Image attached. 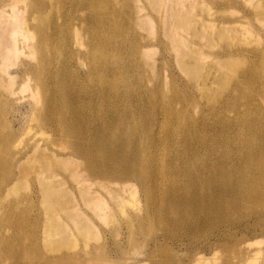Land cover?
Instances as JSON below:
<instances>
[{
    "label": "bare ground",
    "instance_id": "bare-ground-1",
    "mask_svg": "<svg viewBox=\"0 0 264 264\" xmlns=\"http://www.w3.org/2000/svg\"><path fill=\"white\" fill-rule=\"evenodd\" d=\"M185 1L53 0L55 17L47 26L42 22L36 44H32L34 34L25 26L24 7L20 6L25 0L0 3V83L11 95L31 91L32 98L45 97L46 104L35 115L39 116L40 125L59 134L67 130L72 135L68 144L71 152L54 150L45 141L32 144L25 152L15 151L9 130L8 137L1 133L5 124L0 120V173L5 170L6 178L0 199L18 186L30 164H38L35 167L40 175L41 170L59 162L78 183H83L85 177L92 178L94 189L84 187L81 198L103 222L110 217L109 204L95 193L105 191L115 198L116 207L125 212V204L134 206L136 202L133 188L127 186L131 179L141 184L148 199L161 196L156 212L166 209L173 194L178 196L176 213H194L200 219L216 218L222 210L232 208L234 203L220 198L224 194L227 200L241 196L242 202L252 207L264 204V113L259 110L258 99L264 98L251 92L242 98L243 102L235 101L238 96L233 90L243 87L241 79L231 72L235 56L220 60L224 72L218 79L219 89L214 98L207 99L210 105L198 114L185 93L175 86L166 89L159 73L154 75L153 52L144 45L143 35L156 33L151 16L145 12L148 5L161 15L164 32L182 70L196 79L206 64L204 52L196 51L187 38L183 39L182 31L194 35L196 30L191 10L188 13L182 10ZM209 26L205 27L211 30L214 23L210 21ZM226 30L242 31L241 27ZM85 35L89 37L88 43L84 42ZM52 37L57 39L60 50L55 58L49 59L46 53L49 46L45 43ZM83 44L86 50L81 49ZM33 47L38 55L31 68L22 62L21 56L33 53ZM83 58L88 70L86 77L81 76L78 68ZM29 78L39 80L43 88L37 86L38 91L30 87ZM226 104L240 108L239 112L232 115L222 110ZM81 105L84 111L80 116L76 111L82 109ZM34 107L32 103L31 108ZM57 113L69 120L66 129L62 122L54 120ZM78 118L92 126L90 133L77 130ZM134 146L140 147L135 151ZM204 149L210 151V156L196 171L187 169L185 160L196 163L200 150ZM81 163L83 171L78 170ZM191 175L192 181L207 185L190 189L181 183ZM114 182L120 186L114 187ZM45 187L49 209L72 211L77 205L67 192H58L50 184ZM122 191L129 193L126 201L120 196ZM207 196L208 208L203 201ZM155 203L156 199L148 204L154 207ZM252 214L244 222L219 224L199 245H193L191 251L198 250L193 264H213V257L222 250L246 248L247 255H260L262 249L251 247L261 243L254 240L259 237L256 232L261 219L257 213ZM78 217L80 213L69 216L70 221L54 223L52 231L62 232L72 240L73 224L83 238L97 236L92 222ZM153 242L158 246L161 239L155 238ZM13 245L0 235V255ZM208 252L213 253L211 258L199 254Z\"/></svg>",
    "mask_w": 264,
    "mask_h": 264
},
{
    "label": "rangeland",
    "instance_id": "rangeland-1",
    "mask_svg": "<svg viewBox=\"0 0 264 264\" xmlns=\"http://www.w3.org/2000/svg\"><path fill=\"white\" fill-rule=\"evenodd\" d=\"M257 1L262 3L258 4ZM0 3H6V0H0ZM52 3L53 0H25V3L20 5L24 7L26 29H30L34 34L32 44L40 40L39 28L42 22L44 21V25L47 26L51 18L55 17ZM263 5L264 0H186L182 4L184 12L188 13L191 10L196 27L194 35L182 31L183 39L187 38L196 51L204 52L203 60L206 62L196 79L190 77L180 67L173 46L164 32L161 15L148 5L145 12L151 16L156 33L143 35L146 37L144 45L149 46L151 48L149 50L153 52L154 75L159 73L166 89L175 86L185 93L198 114L210 105L207 99L214 98L219 89L218 79L224 72L220 60L225 59V56L234 55L236 60L231 72L233 76L240 78L243 84L242 90L232 89L238 96L235 101L243 102L242 98L247 97L251 92L259 93L264 98ZM176 7L179 8V5ZM210 21L214 23L211 30L205 27H210ZM232 27H241L242 31L235 33L226 30ZM87 40L89 37L85 35L84 42L88 43ZM45 46H49L46 52L48 58H55L60 50L57 39L52 37L46 40ZM33 48V53L27 52L21 56L22 62L30 65L31 68L35 66L38 55L36 48ZM81 49L86 50V45L83 44ZM85 64L84 58L78 64L82 77H86L88 72ZM148 75L152 80L150 70ZM2 83H0V120L5 126L1 133L8 137L9 130L15 141V151L25 152L32 144L42 141L50 143L54 150L60 148L67 152L72 151L69 149L71 145H68L72 142V135L67 130L59 134L50 128L42 127L39 116H35L46 104L45 97L32 98L31 91L11 95ZM29 84L38 91L39 88H43L39 80L29 78ZM186 88L189 93L186 92ZM258 99L261 102L259 110L264 113V100ZM32 103L35 105L34 108H31ZM81 107L82 109L76 111L80 116L84 111L83 105ZM221 108L232 115L240 110L232 104L223 105ZM53 118L62 122L64 129L67 128L66 123L69 120L62 119L59 113ZM76 126L77 130H85L87 134L92 127L81 118H78ZM134 147L136 151L140 146ZM209 152L208 149L200 150L198 161L193 163L192 159H186L185 167L190 171H196L206 157L210 156ZM37 165V163L30 164V170L24 174L18 186L8 196L0 199V216H3L0 218V235H4L8 242L12 241L15 244L9 249H3L0 264H193L195 263L193 256L198 253V250L191 251L193 245H199L205 235L208 236L216 231L219 224L227 221L244 222L250 213H253L252 215L257 213V217L261 219L256 232V236L259 237L254 239L261 243L251 247L262 249L261 254L247 255L245 252L249 250L246 248L222 250L213 257V264L245 262V264H264V204H256L252 207L242 202L241 196L239 198L231 196L227 200V195L224 194L220 198H226V201L234 203L232 208L228 211L222 210L220 216L217 215L216 218L200 219L194 213H176L178 196L173 194L166 209L156 212V206L161 204V196L148 199L141 184L131 179L127 186L133 188L136 202L134 206L125 204V212L116 207L115 198L113 199L105 191L95 193L97 198L109 204L110 217L103 222L96 218L94 212L81 198V190L84 187L94 189V186H91V177H85L83 183H78L69 177V170L63 168L59 162L41 170L43 172L39 175V170L35 167ZM78 170H84V163L78 166ZM3 173L5 174V170ZM3 173H0V190L6 184ZM180 175L181 173L178 172V176ZM192 177L193 175L183 179L181 183L190 186V189L199 184L207 185L206 182L192 181ZM49 184L58 192H67L72 197V203L77 204L73 206L72 211L59 207L55 210L48 208L45 186ZM113 186L120 185L114 182ZM190 194H192L191 190ZM120 196L126 201L129 193L122 191ZM154 199H156L155 206L151 207L148 203ZM203 201L208 208L209 197L207 196ZM76 213L81 214L79 219L87 218L92 222L97 236L85 239L83 233L75 229L73 224H71L72 240L62 232L54 234L55 231H52L54 223L70 221L68 217ZM68 228L70 229L69 225ZM155 238L161 239L158 246L153 242ZM30 253H32L31 257H29ZM199 254L209 258L213 256L211 252Z\"/></svg>",
    "mask_w": 264,
    "mask_h": 264
}]
</instances>
